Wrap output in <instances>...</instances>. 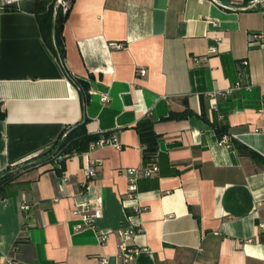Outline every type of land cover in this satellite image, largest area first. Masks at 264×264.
Wrapping results in <instances>:
<instances>
[{
	"label": "crops",
	"instance_id": "crops-1",
	"mask_svg": "<svg viewBox=\"0 0 264 264\" xmlns=\"http://www.w3.org/2000/svg\"><path fill=\"white\" fill-rule=\"evenodd\" d=\"M50 3L0 14V174L84 119L121 147L1 188L0 264H126L118 229L132 224V264H264V38L250 40L264 35L262 5L74 0L56 37ZM154 164L132 193L127 169Z\"/></svg>",
	"mask_w": 264,
	"mask_h": 264
},
{
	"label": "built area",
	"instance_id": "built-area-1",
	"mask_svg": "<svg viewBox=\"0 0 264 264\" xmlns=\"http://www.w3.org/2000/svg\"><path fill=\"white\" fill-rule=\"evenodd\" d=\"M24 0H0V14L7 10L10 6L18 5L20 2ZM59 2L58 5H61L64 12H66L71 4L72 0H57ZM258 4H261L264 9V0H251L250 5L247 8H255ZM254 38H260L263 39L264 35L262 34H253L250 38V40H253ZM116 46L120 47V44H115ZM217 48H212V51H216ZM244 64H248L247 60H244ZM138 72L141 74H146L145 68L138 69ZM244 85L239 80L235 83V88H241ZM217 92H213L211 96L215 100V95ZM109 94H103L102 100L103 101H110ZM226 138L222 140V142H225ZM107 143H115L118 147H121L120 144L117 143V137L116 135L113 136H101L96 142L91 143L90 148L88 151H92L98 146L105 145ZM159 169L157 164H154L151 167H148L146 169L141 168H128L127 173L129 177V190L133 193L137 190V183L141 176H150L153 173H155ZM86 174L88 179L93 178L97 175V166L96 163L90 162L86 166ZM101 205H102V198H97L96 200H92L91 202H88L84 205V211L86 214H84V218L88 223L94 222V220L101 216ZM136 224H132L129 228H119L118 234L121 238L120 242V249H121V255L125 261L126 264H132L135 261L136 255L140 252L141 249L132 247L130 245V241L133 239L134 234L138 231V228L135 226Z\"/></svg>",
	"mask_w": 264,
	"mask_h": 264
},
{
	"label": "trees",
	"instance_id": "trees-1",
	"mask_svg": "<svg viewBox=\"0 0 264 264\" xmlns=\"http://www.w3.org/2000/svg\"><path fill=\"white\" fill-rule=\"evenodd\" d=\"M50 1V0H49ZM74 0H72L73 2ZM50 6L54 8V4L50 3ZM71 8V7H70ZM70 8L64 12L62 7L56 8L55 16V28H56V37L61 33L64 23L68 17ZM8 9H14L10 6ZM61 54L63 55V47L60 48ZM82 86L87 88V84L84 81H80ZM221 132V130H219ZM100 138L99 134H93L87 131L86 121H80L73 125L67 126L54 146L47 152L42 155H39L32 160L18 166L16 168H8L2 174H0V189L9 185L17 178H19L24 172L30 170L31 168L53 163L60 164V171L64 169L65 159L71 157L75 154L83 153L90 148L91 143L96 142ZM63 157V159H60ZM148 162L152 161L151 158L147 159ZM57 167V166H56ZM148 168L147 166L142 169Z\"/></svg>",
	"mask_w": 264,
	"mask_h": 264
},
{
	"label": "rangeland",
	"instance_id": "rangeland-1",
	"mask_svg": "<svg viewBox=\"0 0 264 264\" xmlns=\"http://www.w3.org/2000/svg\"><path fill=\"white\" fill-rule=\"evenodd\" d=\"M50 2L53 3L56 6V8L61 7V5H58L59 2L57 0H50Z\"/></svg>",
	"mask_w": 264,
	"mask_h": 264
},
{
	"label": "water",
	"instance_id": "water-1",
	"mask_svg": "<svg viewBox=\"0 0 264 264\" xmlns=\"http://www.w3.org/2000/svg\"><path fill=\"white\" fill-rule=\"evenodd\" d=\"M86 121L85 119L83 120V122ZM60 159H63V157H61Z\"/></svg>",
	"mask_w": 264,
	"mask_h": 264
}]
</instances>
